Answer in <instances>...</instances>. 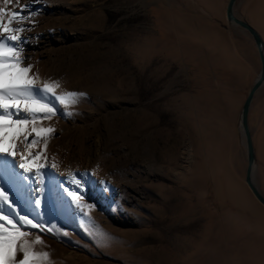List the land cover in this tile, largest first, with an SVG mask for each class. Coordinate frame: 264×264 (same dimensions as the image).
Here are the masks:
<instances>
[{"label": "rangeland", "instance_id": "1", "mask_svg": "<svg viewBox=\"0 0 264 264\" xmlns=\"http://www.w3.org/2000/svg\"><path fill=\"white\" fill-rule=\"evenodd\" d=\"M228 3L19 0L30 5L31 29L20 35L34 37L23 53L28 75L59 81L57 95L86 93L61 106L71 116L37 124L55 131L32 151L65 176L94 173L83 212L57 202L40 209L56 226L55 238L34 245L48 253L42 264H264V206L245 181L241 126L261 63L249 33L227 21ZM235 15L264 40V0H237ZM18 73L6 72L5 84ZM249 127L264 196V86ZM27 128H6L3 147ZM232 184L244 207L227 194Z\"/></svg>", "mask_w": 264, "mask_h": 264}, {"label": "snow or ice", "instance_id": "2", "mask_svg": "<svg viewBox=\"0 0 264 264\" xmlns=\"http://www.w3.org/2000/svg\"><path fill=\"white\" fill-rule=\"evenodd\" d=\"M13 3L19 10L0 6V153L4 154L0 155V180L4 181V187H0V264H42L48 253L35 251L34 245L43 243V234L51 233L50 238H55L56 226H47L51 223L47 219L48 213L40 209H50L57 202L69 207L75 204L83 212L81 201L89 191L88 185L94 173L70 172L65 176L55 162L46 164L44 153L33 152L32 149L39 143L41 133H52L55 129L37 127V124L51 120L57 114L71 116L61 106L66 105L69 98L75 103L76 97L85 96L86 93L65 92L57 95L59 81L38 83V75H28L32 65L22 66L25 59L23 53L34 37L22 38L20 34L31 30L23 26V22L29 19L27 11L30 5L20 6L19 0H0L2 5ZM36 14L33 9L32 15ZM14 24L17 26L13 27ZM13 69H19L18 75L13 82L5 84L4 74ZM5 120H11V123L6 124ZM14 126L28 128L19 137L13 136L12 148H4V130ZM18 139L22 144L19 152L15 150ZM44 149H47V138ZM30 162L35 163V169ZM5 187L8 191H5ZM9 192L12 193L11 199ZM92 206L88 205L89 208ZM32 230H36L37 234L34 240H29L28 237L33 235ZM63 236L67 237L68 233L64 232ZM17 253L20 254L19 259Z\"/></svg>", "mask_w": 264, "mask_h": 264}, {"label": "water", "instance_id": "3", "mask_svg": "<svg viewBox=\"0 0 264 264\" xmlns=\"http://www.w3.org/2000/svg\"><path fill=\"white\" fill-rule=\"evenodd\" d=\"M236 2L237 0H229L226 10L227 21L233 26L235 25L236 27H239L249 33V35L255 42L261 63L260 75L256 80L255 84L252 86L242 108L241 126L243 129V136L245 138L248 158V167L245 181L255 198L264 206V196L260 193V191L257 189L253 182V167L255 165L256 156L253 138L249 127V114L252 107V103L256 97L257 92L264 86V40L255 28L236 17Z\"/></svg>", "mask_w": 264, "mask_h": 264}, {"label": "bare ground", "instance_id": "4", "mask_svg": "<svg viewBox=\"0 0 264 264\" xmlns=\"http://www.w3.org/2000/svg\"><path fill=\"white\" fill-rule=\"evenodd\" d=\"M256 163V162H255ZM59 170H60V168H59ZM255 170V165H254V167H253V182H254V184H255V181H254V171ZM59 178V177H58ZM216 186V185H215ZM255 186H256V184H255ZM257 187V186H256ZM229 188V187H228ZM258 189V188H257ZM259 190V189H258ZM215 191H216V193L218 194H223V193H225V191H223V190H220V189H218V187L216 186L215 187ZM228 192V191H227ZM242 192H240V190H239V188L237 187V186H235V184H232V186H231V192L230 193H227V194H231V196H232V199L235 201V203L239 206V207H244V205H243V203H242V194H241ZM261 193V192H260ZM226 194V193H225ZM226 194V195H227ZM262 194V193H261ZM263 195V194H262Z\"/></svg>", "mask_w": 264, "mask_h": 264}]
</instances>
